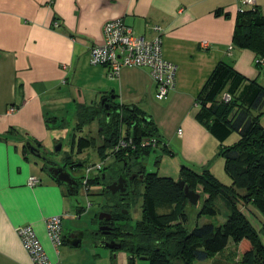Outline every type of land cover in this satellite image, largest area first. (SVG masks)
<instances>
[{
	"label": "crops",
	"instance_id": "crops-1",
	"mask_svg": "<svg viewBox=\"0 0 264 264\" xmlns=\"http://www.w3.org/2000/svg\"><path fill=\"white\" fill-rule=\"evenodd\" d=\"M257 1L264 13V0ZM242 9L247 7L240 0H0V264H33L17 232L28 225L51 260L63 264L46 218L63 213L79 217L88 209L73 204L69 186L45 171L25 146L31 141L42 148L47 125L66 122L58 112L74 105L77 121L81 105L100 103L104 94L117 95L155 122L166 152L177 150L184 166L199 158L201 164L211 162L221 143L197 119L198 109H192V103L198 108L197 94L211 71L221 60L228 61L247 81L264 85L258 53L233 43ZM115 18L125 19L135 35L147 38L154 36L150 26L164 29V56L178 65V79L159 108L147 68L126 67L111 78L109 66L90 62V47L103 44L104 27ZM230 45L234 50L229 56ZM11 106L18 108L8 113ZM175 134L181 138L174 144L168 139ZM32 176L41 179L38 185H29ZM64 221L63 236L75 233L66 230ZM215 263L228 264L221 259Z\"/></svg>",
	"mask_w": 264,
	"mask_h": 264
},
{
	"label": "trees",
	"instance_id": "trees-1",
	"mask_svg": "<svg viewBox=\"0 0 264 264\" xmlns=\"http://www.w3.org/2000/svg\"><path fill=\"white\" fill-rule=\"evenodd\" d=\"M220 13L221 10H217L216 14ZM236 26L233 36L235 46L254 49L258 53L256 59L264 58V13L260 8L256 6L240 10ZM256 64L261 70L264 69V65L257 60ZM225 91L232 96L229 101L220 96ZM105 97L108 99L109 108L108 103L103 104L102 101L92 106L81 105L75 128L82 131L85 124L98 122L101 136L98 148L101 159H106L107 153L117 144L124 126L128 132L133 127L137 143L144 136L154 135L164 143L160 147L164 151L168 150L167 142L163 140L155 122L146 113L121 103L117 95L114 97L113 94H104L101 100ZM197 103L200 109L196 117L221 143L219 154L225 158L226 170L236 186L234 188L223 184L207 169L197 174L192 167L183 165L179 178L175 179L160 175L158 171L145 173L146 169L142 166V172L146 174L145 217L135 225L128 226L132 233L128 236L126 245L141 255H148L150 264H196V261L213 259L216 254L226 249L230 240H233L241 250L242 259L239 264H264L262 233L249 220L246 211L250 204L264 211V125L261 123V115L264 114V85L256 80L247 81L233 68L231 62L221 60L197 94ZM234 132L240 135L239 140L233 145H227L226 141ZM92 145L93 140L88 136H82L78 140L79 152ZM153 149L156 148H129L118 151L113 156L130 160L135 156L149 155ZM119 169L120 166L113 170L118 173ZM98 179H101L100 174L92 176L89 183L98 184ZM179 179L184 180L190 189L204 192L205 202L200 210L202 215L218 214L215 207L218 195L230 200L232 208L225 222H205L187 228L182 225L177 228L170 226L171 224L165 221L167 217L158 214L157 201L172 202L178 198L180 201L188 200L185 190L179 185ZM77 188L75 185L74 194ZM137 188L139 190V186ZM107 194L112 199L117 198L109 191ZM190 204L191 212L199 205L191 202Z\"/></svg>",
	"mask_w": 264,
	"mask_h": 264
},
{
	"label": "rangeland",
	"instance_id": "rangeland-1",
	"mask_svg": "<svg viewBox=\"0 0 264 264\" xmlns=\"http://www.w3.org/2000/svg\"><path fill=\"white\" fill-rule=\"evenodd\" d=\"M153 101L154 105L158 108L164 102L163 100L160 101L156 97L153 98ZM197 107L198 108H196L195 103L194 105L192 103V109L195 111L198 109V112L200 109L199 105H197ZM71 108H73V110ZM76 111L77 109L73 105L69 107L68 110L66 109L63 112H58L59 116L66 117V122H61L59 125L51 123L50 125H47V127L45 125L46 129L40 137L42 149L46 151L49 157L61 163L64 162V160L70 162L71 164L83 163L82 166H77L73 169L70 168V165L68 166V168L74 172V177L78 183V192L70 198L74 201L73 204H78L82 207H85L88 204V201L91 203L90 206L87 205L88 209L85 210L79 217H64L66 225H64V227H67L66 230L68 232L71 233V229H73V231L77 229L80 230V232L83 231L84 236L82 244L71 247L72 249L67 244L60 246V259L63 264H130L125 251H121L120 254L118 253L117 257H115L111 250L106 247L98 246L92 239V235L98 230L96 215L102 207H104L107 201L106 196L102 194V189L98 184H91L90 190L86 192V185L82 181L87 173V165H94L100 161L104 162L105 159H101L98 148L101 144V136L99 135L100 125L97 121H93L90 124H85L82 131L76 130ZM261 123L264 125V114L261 115ZM176 135L177 134L171 136L172 138H169L168 141L172 140L174 144L179 142L178 137H181H177ZM82 136H88L91 140H93V145L88 149H84L83 152H79L78 140ZM239 138L240 135L237 132H234L233 135L226 141V144L233 145L239 140ZM170 151L173 152L174 155L170 154ZM143 158H145L144 161L149 172L158 171L160 175H168L175 179H178L180 176L181 167L179 165H183V163H185L183 157L177 150L173 149L166 152L163 151L161 147L153 149L149 155L143 156ZM110 160L111 159L108 158L105 165ZM158 160L160 161L157 164ZM201 161L203 160L199 158L195 159L193 162L194 164L190 163V167H192L197 174L203 173L205 169L210 170L212 174L220 180V182L228 186H234L235 188L236 184L234 185V179L228 174L225 165V158L221 156V154L216 151V155H214L211 162L205 161L201 164ZM92 175L93 177L95 176V171ZM197 191L200 195L202 194V196L199 200V205L195 207L193 212H191L192 206L188 200L180 201V199L176 197L178 199L172 202L157 201L158 214L165 215V217H167L165 221L168 224H171L170 226L173 228H177L179 225L187 228L188 226H194L195 224L202 225V223L205 222L213 224L225 222L227 215L231 212L230 210L232 208L230 200L226 199L225 196L223 197L218 195L217 199H215V207L218 214L215 216L202 215L200 210L204 205L205 195H203L204 192L202 190ZM137 209L138 210L136 212L139 217H141L140 206H138ZM246 211H248L247 216L249 220L253 222L258 230L261 231L262 239L264 241V211L257 209L253 204H250ZM64 248L68 249L65 250ZM216 259H221L228 264H239V261L242 259L240 247L237 246L233 240H230L226 249L216 254L213 259L196 261V264H216ZM136 262V264H150V261L147 259H137Z\"/></svg>",
	"mask_w": 264,
	"mask_h": 264
},
{
	"label": "built area",
	"instance_id": "built-area-1",
	"mask_svg": "<svg viewBox=\"0 0 264 264\" xmlns=\"http://www.w3.org/2000/svg\"><path fill=\"white\" fill-rule=\"evenodd\" d=\"M243 7H256L258 6L257 0H240ZM150 28L154 32L152 37H144L135 35L134 31L127 25L125 19L115 18L109 21L104 27V42L102 45H93L90 47V62L94 65H106L110 67L108 76L111 78L118 77L121 70L126 67H144L150 72L156 83L157 91L156 98L159 100L167 99L168 95L176 89L178 79V65L167 60L163 52V33L164 29L161 25H152ZM203 47L208 46V42L202 43ZM233 45L229 46L228 55L233 52ZM264 65V58L257 59ZM222 99L229 101L231 95L228 92H223ZM220 95V96H221ZM121 102V101H120ZM122 103V102H121ZM17 106H11L8 113L17 110ZM133 127L122 133L110 153H107L106 159L95 163L94 165L86 166V176L83 178V183L86 185V192L90 188V179L93 172L100 171L105 162L118 153V151L126 150L129 148L141 149L163 146L162 140L157 136H144L140 138L139 142L135 140L133 134ZM182 135V129L178 130ZM165 141V140H164ZM41 181L39 177H30L28 183L31 186H36ZM88 201V206H90ZM69 213L62 215L51 216L46 218V227L51 242H53L56 253H60V246L63 245V218L68 216ZM21 243L24 245L28 254L31 255L33 264H60V262L52 261L47 254L43 243L39 240L36 231L31 225L21 226L17 228Z\"/></svg>",
	"mask_w": 264,
	"mask_h": 264
},
{
	"label": "flooded vegetation",
	"instance_id": "flooded-vegetation-1",
	"mask_svg": "<svg viewBox=\"0 0 264 264\" xmlns=\"http://www.w3.org/2000/svg\"><path fill=\"white\" fill-rule=\"evenodd\" d=\"M42 158L43 159L39 160L43 162V169L45 171H48L50 168L54 171L55 169L63 167V170L70 172L71 176L76 180L74 172H72L68 166L70 165V168L73 169L77 167V163L70 164L66 161L61 163L49 157L46 151H42ZM109 159L111 160L104 165L101 171L95 172V176L101 175V179H98V185L102 189L101 192L106 196L107 202L96 215L98 230L94 232L92 239L98 246L106 247L111 250L114 256L116 255L115 257H117L118 253L120 254L121 251H125L130 264H136L137 259L149 260L148 255H141L139 252L130 249V247L126 245L127 238L132 233L128 226L135 225L145 217V173L149 172L146 168L145 158H143V156H135L130 160H125L122 156L118 158L117 156H112ZM118 166H120V169L117 173L113 169ZM142 166L146 169L145 173L142 172ZM113 184H116V186L114 185V188H117L116 192H113L112 188H109V186ZM76 185L78 187V184ZM137 186H139V190ZM108 191L114 196H117V198H110L107 194ZM138 206H140L141 217H139L136 212ZM102 212L105 213L104 218L99 217ZM75 231V233L71 232L73 233L72 235H78L80 233V230L75 229ZM63 242H66V236H63Z\"/></svg>",
	"mask_w": 264,
	"mask_h": 264
},
{
	"label": "water",
	"instance_id": "water-1",
	"mask_svg": "<svg viewBox=\"0 0 264 264\" xmlns=\"http://www.w3.org/2000/svg\"><path fill=\"white\" fill-rule=\"evenodd\" d=\"M264 71V69H263ZM114 98V97H112ZM107 100V101H106ZM102 103L104 104V102H107V108H109V102L107 97H105L104 99L101 100ZM25 146L27 148L28 151H30V153L38 158V159H43L42 158V151L43 150L41 147L34 145L31 141H28L25 143ZM42 149V151H41ZM77 166H82L83 163H77ZM48 172L52 173L53 176L55 178H58V180L61 182H64L65 184H67L70 187V190L73 194V189L75 187V185L77 184L76 180L71 176L70 172H67L65 170H63V167H60L58 169H55L54 171H52V168H50L48 170ZM121 181V179H120ZM122 182V181H121ZM121 184V183H120ZM114 185L116 186V184L110 185L109 188H112L113 192L117 191V188H114ZM179 185L181 188H183L185 190V194L186 197L188 198L189 202H191L194 205H198L199 200L201 198L200 193H198L197 191L190 189L188 186L185 185V181L182 179H179ZM104 212L100 213L99 217L100 218H104ZM84 233L83 231H81L78 235H72V234H68L66 235V242H68L69 244H71L72 246H79L82 244V239H83ZM116 256V255H115Z\"/></svg>",
	"mask_w": 264,
	"mask_h": 264
},
{
	"label": "clouds",
	"instance_id": "clouds-1",
	"mask_svg": "<svg viewBox=\"0 0 264 264\" xmlns=\"http://www.w3.org/2000/svg\"><path fill=\"white\" fill-rule=\"evenodd\" d=\"M111 157H112V156H111ZM111 157H110V158H111ZM90 187H91V184H90ZM89 190H90V188H89ZM87 194H88V193H87ZM88 195H89V194H88ZM90 205H91V204H90Z\"/></svg>",
	"mask_w": 264,
	"mask_h": 264
}]
</instances>
